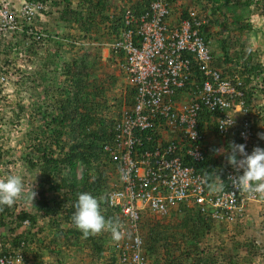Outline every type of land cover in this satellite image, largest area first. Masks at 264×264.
<instances>
[{"label": "trees", "instance_id": "1", "mask_svg": "<svg viewBox=\"0 0 264 264\" xmlns=\"http://www.w3.org/2000/svg\"><path fill=\"white\" fill-rule=\"evenodd\" d=\"M132 1L134 0H79L75 7H71L69 0H49V6H58L60 9L57 11L56 23L67 22L70 28H76L83 35H89L88 38H92V33L109 37L112 34L116 36L122 28V14L128 4L131 13L137 16L150 0H135L130 3ZM167 1L171 4L175 2L173 10L178 9L182 17H188L189 11L196 6L193 5L196 4L194 0L190 6L179 4L180 2L176 4V0ZM197 1L201 2L199 9L195 8L197 14L204 10L205 4L209 5L207 13L203 15L206 22L200 29L205 40L210 38L209 32L214 25L224 26L226 33L236 29L238 34L243 35L242 29L250 28L249 24L240 23L244 16L264 15V0ZM231 6L244 11L232 13L230 16L224 15ZM49 11L46 10V13ZM219 16H222L224 21L217 20ZM227 19L228 25H225ZM68 35L70 36L66 33L65 37ZM71 37L73 39L70 42H64L68 49L53 48L52 60L50 56H45V64L51 60L54 67L59 65L57 70H53L54 77L57 74L58 76L55 77L56 80L52 79L54 86L53 82L50 84L45 80L44 94L51 96H45L42 103L39 102L43 105H34L31 110L29 108L33 111L30 115L39 123V128L37 131L32 126L26 131L23 141L26 146L19 155L20 164L29 174V177H23L25 191L35 184L37 196L33 202L24 198L12 207L3 206L0 210V253H7L9 245L10 248H16L23 237V240H28L34 245L30 257L31 264H62L64 259H69L67 264H115L116 254L108 243V231L84 238L73 222L74 204L79 193H90L100 201V209L105 218L112 220L113 209L106 201L105 191L109 186V176L114 174L117 163L110 158L109 151L104 147L112 145L113 117L119 113L111 106L119 107L120 99L111 93L115 94L114 90L123 87L125 93L122 99L124 104L129 106L133 89L118 82L117 76L108 70H102L98 76V71L106 65L100 61L97 47H81L82 49L77 50L75 41L79 35ZM32 44L37 46L45 43L40 39L32 41ZM240 45L243 48L229 52L230 46L225 39H219L213 46L209 42L208 48L211 56L216 49L221 52L220 56L212 59L211 66L221 69V78L233 77L239 80L238 88L243 92L244 100L250 102L252 108H256L252 120V125L256 128L251 142L253 150L256 146L264 148V140L257 135L264 132V105H257L255 102L257 93L264 95V69L260 67L254 54ZM63 53H66L68 58L59 62L57 58ZM36 78L32 76L31 80H28L33 88L40 84ZM203 108L199 112V120L207 122L209 112ZM21 110L20 105L11 108V123L19 122ZM206 127H209V124ZM3 142L0 138V163L7 159L9 164L14 165L15 161L5 158L12 152V148H2ZM207 148L204 150L203 159L193 165L210 181L213 176H217V161L207 153ZM13 174L17 173L0 169V178ZM180 211L179 222L174 224L177 226L175 231H168L165 223L155 222L153 227L145 232L144 242L148 256L157 257L160 254L167 261H197L203 264H253L260 259L256 257L262 248L255 244V236H247L249 240L243 242L237 238L229 242L230 246L210 252L211 233H222L224 242L227 236L225 226L211 219L208 214L204 216L199 213L195 206L180 207ZM228 212L232 214V220L229 221L233 225L231 230L240 234L242 228L239 227V216L233 211ZM24 219L29 221L25 230L21 228ZM238 250H241L240 254L243 253L240 258Z\"/></svg>", "mask_w": 264, "mask_h": 264}, {"label": "built area", "instance_id": "2", "mask_svg": "<svg viewBox=\"0 0 264 264\" xmlns=\"http://www.w3.org/2000/svg\"><path fill=\"white\" fill-rule=\"evenodd\" d=\"M45 4L46 0H0V54L13 50L14 37L20 34L34 41L43 37L34 21L36 16L42 18ZM174 5L167 0H150L134 16L128 4L123 10L122 28L107 44L122 52L119 68L125 83L134 91L131 108L122 110L115 121L112 145L104 147L117 163L115 171L122 185L108 196L110 203L120 206L123 218L119 222L123 238L116 241V247L123 251L117 264H161L147 261L140 253L138 218L145 205L150 214L163 216L181 199L193 198L210 206L211 217L231 221L228 211L240 214L243 202L256 195L234 187L230 177L236 174L229 169L225 172L224 189L205 191L204 178L181 163L183 157L198 160L202 156L197 130L202 107L218 112V133L226 132L234 124L235 111L245 114L247 109L238 88L240 82L220 79L219 72L210 68L208 40L200 32L206 19L192 9L188 17H182L178 9L173 10ZM9 59V64L0 60V102L6 87L16 81ZM196 72L211 80L195 85L190 76ZM241 124L238 137L250 153L248 119L244 118ZM150 127L161 136L151 148L137 151L141 144L138 132ZM165 133H170L169 138ZM22 258L18 250L0 254V264H21Z\"/></svg>", "mask_w": 264, "mask_h": 264}, {"label": "clouds", "instance_id": "3", "mask_svg": "<svg viewBox=\"0 0 264 264\" xmlns=\"http://www.w3.org/2000/svg\"><path fill=\"white\" fill-rule=\"evenodd\" d=\"M134 1H132L130 3H133ZM48 3H49V0H46V4H45L46 6H45V11L43 12V16H44V14H46V10L48 9L47 8ZM195 8L199 9V6L198 7L195 6L194 8H192V10H195V12H196ZM206 13H207V11L203 10L199 14L205 15ZM40 19L41 18L36 16V20L34 21L36 28H38V27H37V24L35 22L37 20H40ZM207 31H208V29H207ZM41 32L43 33V37L41 38V40L43 42H45L46 39H49V37L51 35H50V33L48 34V32H46V31L43 32L41 30ZM118 33H119V31L117 32L116 36L118 35ZM80 34L81 33H79L78 35H80ZM20 35L26 36L29 39L27 42V45L30 44L29 45L30 47L32 45L35 48L36 45L32 44V41H34L33 39H31L28 35H26L24 33L20 34ZM71 35L68 36L67 38L65 37L64 39H62V38L60 39V41L62 42L63 45H64L65 41L70 42L73 39L71 37ZM81 35L82 36L79 37L75 41V49L78 50V49H82L81 47L89 48V46H96L97 49L99 50L100 61H102V63H104L106 66L110 65L111 67L115 68L116 74H114V75L117 76L118 82H120L126 86L127 84L125 83V79L123 76L124 74L122 73V71L119 68V62L122 59L123 54L121 51H114V50L110 49L107 45L116 36L114 34H112L109 37L105 36V34L96 36V35H94V33H92L90 36H92V38H95V39H92V38H88L89 35H86V34L83 35V33ZM210 40L211 39L209 38L208 43L210 42ZM208 43H207V46H208ZM42 46L43 45H39L38 50L36 48L33 50L37 53H40L42 51L41 50ZM27 55H28V53H27ZM26 57H28V56H26ZM211 62H212V56H211ZM211 62L209 63L210 68L218 71L219 77H220V75L222 73L221 69L220 70L215 69L213 66H211ZM190 78L194 79L195 85L201 84L206 79H209V81L211 80L209 78V76L202 75L200 72L194 73V75L190 76ZM230 78L233 79V77H228V78H225V77L221 78L220 77V79H230ZM233 80H235V79H233ZM14 84H15V81L12 85H14ZM190 86L192 87V85H190ZM236 88H237V86H236ZM114 91L116 92V94H111V95H114L117 99H120V106L119 107H115L114 105L111 106L113 109L118 110V113H119V115L116 114L113 117V127H114L115 121L118 120L122 110H129L133 104V100H131V104L129 106H126L124 104L122 96L125 93V91H124L123 87H120L119 89L114 90ZM242 94H243V92H242ZM4 95L6 98V96H7L6 91L3 94L2 102H0V113L2 112V110H1L2 104L8 103L6 101V99L4 98ZM132 99H133V96H132ZM242 100L244 103V107L247 109V111L245 112V114H243L241 111H235L233 113L234 124L230 128H228V130L224 133H218L216 131L215 120H216V117L218 115V112L209 111L208 109L205 108L209 112V116L207 119L208 121L207 122H200V120H199V115H200L199 112L200 111H199L198 112L197 130H198V133L200 135L199 145H200V148L202 151V156L198 160L190 159L188 157H183V159L181 160L182 164L187 165L189 167H192V169L196 173L200 174L204 178V181H205L204 190L205 191L208 190L211 192V191H217L219 189H224L225 188V172H226V170L229 169L236 174V176L230 177V179L233 181L234 187L238 188L240 191H243V192L256 193L254 199L245 200L243 202V209H242L240 214H238V212H236V211H233L234 213H237V215L239 216L238 221L241 224L246 220L245 216L247 214L246 211H248L247 208H248L249 203L256 201V203L264 206V148L256 146L252 150V147H251V142L254 139V132L256 130L255 126L252 125L253 117L256 114V108H252L250 102H246L244 100L243 96H242ZM109 103L111 104V100L109 101ZM3 107L5 108L6 106L3 105ZM12 107L13 106H11L10 108L8 107V109H7L9 112V115H11L10 110ZM9 115L7 116V115L3 114L0 116V119L2 117L3 121H7V123H8V124H4V125H12L13 127L18 126V124L16 122L11 123L9 120H7V119H9ZM244 118L248 119L249 130L251 133V136L249 137L250 140L248 143L250 153H248L246 151L245 144L240 143V139L238 137L239 130L242 128L241 122ZM207 124H209V127H206ZM112 131H113V129H112ZM207 133H211L212 135L214 134L215 135L214 138H229L228 141H231L229 144L230 152H226V150L228 151V149L221 151L219 148L222 145H220L217 141H215V144L220 145V146L217 147L215 150H214V148L212 149L211 147H208L204 143L205 134H207ZM138 135H140L139 137H140L141 144L138 146L137 151L147 149V148H151L152 147L151 145L154 144L153 141L156 138L161 136L160 132L154 130L151 127L147 128V129L145 128L143 130H140L138 132ZM169 135H170V133H165L166 138H169ZM257 135L260 139L264 140V132L257 133ZM146 138H149V139L147 140ZM2 139L3 138H1V140ZM193 139H195V137H193ZM235 140H237V141H235ZM222 143H223V141H222ZM212 146L215 147V145H212ZM205 148H207V153L210 154L211 157H213L212 156L213 153H216V154H218V153L223 154V152L227 153L226 158L223 155L221 157L219 156V158L213 157L217 161V164L215 166V169H216L215 174H217V176L215 178L213 176V179L210 181H208L205 178V176L203 175V173L201 171L196 170L194 165H193V163L199 162L203 159ZM113 172H114V174L109 176V186H108L107 190L105 191L106 192L105 193L106 194V201H107L108 205L111 206V208L113 209L112 220L106 219L105 216L102 214L101 209H100V201L96 197L92 196L90 193L81 192L78 194V199H77L76 203L74 204L75 211L73 214V222H74L75 226L82 232L84 238H88L89 236L99 235L104 231H108V233L110 234L108 243L112 246V249H114V251H115V254H116V263L115 264H117L118 257L120 256V254L123 251L121 248L118 249L116 247V243L123 238V233L120 231V225H119V222H121L123 218L121 217L120 206L117 203L116 204L110 203L108 200V196L114 190L121 189L122 185L119 182L118 175H117L116 171L114 170ZM36 196H37V191L35 190V184L28 191H25L24 179H23L22 175L13 174V175H7L4 178H0V210H2L3 206H7L10 208V207L14 206L17 201L24 199V198H27L33 202ZM145 206H143L142 210L139 212L138 221H139V233H140V237H141L140 253L142 254V256L147 261H153V262L161 263V264L170 263V262H177V263H181V264L193 262V261L178 262V261H173V260L167 261L166 258L160 254L157 257H150V256H148V254L146 253V250H145V242H144L145 232L153 227L152 226L153 223H155V222L158 224L159 223H162V224L165 223L168 227V231H170V230L175 231L176 230L177 226H174V224L179 222L178 217L181 216L180 215L181 214L180 213L181 212L180 207L188 208L190 206H195L198 209L199 213L204 214V216H206L208 214V216L211 219H214L218 223H221L222 225H224L225 229H226V231H225L226 235H229V231H228L229 226H233L227 220H219V219H215V218L211 217L210 206H207L206 204H199L193 198H186V200L181 199L176 204V206L174 207L173 210H171L168 214L163 215V216L156 215V214H150L147 211V207H145ZM147 206H149V205H147ZM260 221H261V224L263 225V228H264V214L261 215ZM28 224H29V221L27 219L22 220L21 228H23V230H25L26 227L28 226ZM34 228L35 229L37 228L36 224H35ZM213 233L214 232L211 233L210 237H212ZM210 237H208V240ZM7 245H9V244L7 243ZM220 247H222V245L216 246V244L212 243V244H210L209 251L210 252H213V251L216 252V251H218V248H220ZM15 250H18L22 254L23 258H22L21 264H31L30 257H31L33 250H34V245L32 244V242H28V240L27 241L23 240V237H21L16 248H10V245H9V249H8L7 253L15 251ZM222 253H225V252L222 251ZM0 254H6V253H0ZM161 254L166 255L164 252H161ZM263 262H264V256L260 257V259L257 260L253 264H263ZM193 263H202V262L196 261Z\"/></svg>", "mask_w": 264, "mask_h": 264}, {"label": "rangeland", "instance_id": "4", "mask_svg": "<svg viewBox=\"0 0 264 264\" xmlns=\"http://www.w3.org/2000/svg\"><path fill=\"white\" fill-rule=\"evenodd\" d=\"M176 1H177L176 4H178L179 2H180L179 4L185 3V5L187 6L188 5L190 6V4H192L191 3L192 0H176ZM194 1L196 2V4L193 3V5L194 6L196 5V7H198L199 4L201 3V2H198L197 0H194ZM47 8H48L47 11L48 10L50 11L44 14V16L40 20H37L35 22L37 24V27L40 30H42L43 32L46 31L48 32V34L50 33V35L53 36V37L50 36L49 39H46V41L44 42L45 44L41 47V50H43L41 53H37L33 50L35 48L38 50L39 45L35 46V48L32 45L30 47L29 46L30 44L27 45V42L29 39L26 36L20 35V36H16V38L14 37V41L12 40L13 43L15 44V47L13 50L5 51L3 54L2 53L0 54V60H4L5 63L9 64L7 60L8 58H10V61H11L10 63H12V66L10 65L9 66L10 68L12 67L15 68L14 75L16 76L15 78H17V81H15L14 85L10 84L13 81L11 80V78L9 79L10 85L6 87L7 88L6 98L4 95V98L6 99L8 103L2 104V109H1L2 112L0 113V116L3 114L7 116L9 115V112L7 110L8 107L9 108L11 106L15 107L16 105L22 106V110H21L22 116L20 117V119H18L19 120V122L17 123L18 126L13 127L12 125H4V124H8L7 121H3L2 117L0 119V138H3L2 141H4L2 148L4 147H8V149L12 148L11 149L12 152L9 155H7L5 158L15 161L14 165H12L8 163L7 159H5L4 163H0V169L9 170L10 173L16 172L17 174H20L23 177L26 175H28L29 177V174L24 171V167L20 164V158H19L20 152L26 146L25 142H23L24 138H26V131L29 130L32 126L36 130L39 128V123H37L36 121H34V119H32L33 115H30V114L33 111H30V110L32 106L34 105L42 106L43 104H40V103H42L43 98L51 96V95H48V93H46V95L44 94V88H45V80H48L50 84L53 82L52 86H54V81L52 79L56 80L55 77L58 76L57 74L54 77L53 70H57L59 68V65L54 67V64L51 63L52 62L51 60L53 59L52 53L54 52L53 48L58 47L57 49H61V50L68 49L66 46L64 47V45L60 41V38L63 36L61 32L59 31L57 32L54 29V25L57 22V11L60 10L59 7L58 6L55 7L52 5L49 6V3H48ZM208 8H209V5L205 4L204 10L206 11ZM243 11H244L243 9H240V8L235 9L231 6L230 9H227V12L225 11L224 15L230 16V14L232 13H238V12H243ZM219 17L220 18H218L217 20H223L222 16H219ZM58 23H62V22H58ZM240 23L250 25V28L242 29L241 32L243 35L238 34V31L236 29H232L231 32L226 33L224 26L219 27V26L214 25L211 29V32L208 31L210 34V39H211L210 44H212L213 46L217 43L219 39H225V41L227 42V45L230 46L229 52L231 51L233 52L237 50L238 48H243V47H240L241 46L240 44H242L245 49L250 50L254 54V56L256 57V59L258 60L260 64V67L264 69V15L260 16V15L252 14V15H249L248 17L244 16L240 20ZM49 24H52V26H50ZM225 25H228V19ZM64 26H67V24ZM69 29H70V26H69ZM72 35H77V31L76 33H72ZM81 36L82 35L80 34L79 37ZM225 37L229 38V40L227 41ZM92 47H96V46H92ZM44 50H45V54H44ZM22 54H24L25 56H22ZM220 55H221L220 50L216 49L215 52H213L212 59H214L215 56H220ZM45 56H50L51 60L49 61V63L45 64V61H44ZM67 58H68L67 54L63 53L58 56L57 60L61 62L62 60H67ZM102 70L104 71L108 70L109 73L116 74L115 68L109 65V66H104L101 69V71H98V76H100V73L102 72ZM11 75L13 76V74ZM32 76H36L37 77L36 81L40 82V84L34 88L32 87L30 81H28V80H31L30 78ZM47 91L50 93L49 89H47ZM3 105L6 107L4 108ZM9 119H11V115H9ZM213 136L215 137L214 134ZM212 140H213L212 141L213 145H215L214 147V150H215L220 145L215 144V141H216L215 139L212 138ZM262 214H264V206L260 208L256 213L253 210H249L246 215L247 217L246 220L239 226L242 228L240 231V234L235 233V230L233 232L231 230L232 226H229V229H228L229 235L226 236V239H224V242H222L223 234L222 233L218 234L216 231H215L216 236L214 232L212 234L211 239L210 238L209 239L213 241L212 243L216 244V246L222 245V247L225 248V247L230 246L229 242L237 240V238L238 239L240 238L241 241L243 242L244 240L246 239L249 240V238H251L252 236H255L256 237L255 244L256 245L258 244V246L262 248L261 253H258L256 257L257 259H259L260 256H264V245H263L264 244V237H263L264 228H263V225L260 223L255 224L254 219L256 221H259L260 220L259 217L261 218ZM247 236H249V238H247ZM240 251L241 250H238L239 258L243 254V253L240 254Z\"/></svg>", "mask_w": 264, "mask_h": 264}, {"label": "crops", "instance_id": "5", "mask_svg": "<svg viewBox=\"0 0 264 264\" xmlns=\"http://www.w3.org/2000/svg\"><path fill=\"white\" fill-rule=\"evenodd\" d=\"M70 2H71V4H70V6L71 7H75L76 6V4L79 2V0H69ZM123 3H125V1H123ZM67 24V26H64V25H66ZM50 26H52V24H49ZM66 27V28H65ZM54 29L58 32H61V34L63 35L61 38L62 39H64L65 38V34L67 33V34H72V33H76V31H77V34H79V33H82V32H80V31H78L76 28H70L69 29V25H68V23L67 22H65V23H55V25H54ZM69 31V32H68ZM54 33V32H53ZM69 36V35H68ZM53 37V36H52ZM60 38V39H61ZM256 100H255V102H256V104L258 105V104H260V105H264V95H261V94H259V93H257L256 95ZM212 138L213 139H215L220 145H222L219 149L221 150V151H224L225 149H228V151L226 150V152H230V148H229V144H230V142L231 141H228L229 140V138H214V136L211 134V133H207V134H205V138H204V143L208 146V147H211L212 149L214 148V146H212L213 145V140H212ZM222 141H223V143H222ZM216 142V143H217ZM210 149V148H209ZM209 152V151H208ZM212 152V151H211ZM226 154L227 153H225V152H223V154H220V153H218V154H216V153H213L212 154V156L213 157H218L219 158V156L221 157L222 155L226 158ZM224 159V158H223ZM227 160V159H226ZM263 206L262 205H260V204H258V203H256V201H253L252 203H249L248 204V208H247V210L249 211V210H253L255 213L260 209V208H262ZM247 211V212H248ZM249 213H251V212H249ZM247 215V214H246ZM247 217L245 216V219H246ZM259 219H261L260 217H259ZM254 223L256 224V223H260L261 224V221L259 220V221H256L255 219H254ZM49 233V232H48ZM50 233H52V232H50ZM67 259V258H66ZM62 260V259H61ZM69 260V259H68ZM68 260H62V264L64 263V264H67V261Z\"/></svg>", "mask_w": 264, "mask_h": 264}]
</instances>
